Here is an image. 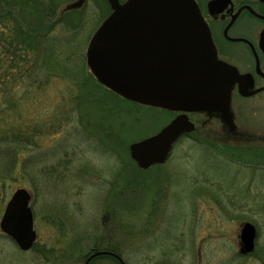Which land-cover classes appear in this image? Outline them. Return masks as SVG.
I'll return each instance as SVG.
<instances>
[{"label": "rangeland", "instance_id": "obj_1", "mask_svg": "<svg viewBox=\"0 0 264 264\" xmlns=\"http://www.w3.org/2000/svg\"><path fill=\"white\" fill-rule=\"evenodd\" d=\"M71 1L42 0L37 11L49 2L57 16ZM107 11L105 0H86L84 23L68 16L67 22L80 26L72 28L62 20L53 28L55 63L62 69L69 65L72 76L47 78L40 55L32 56L29 67L31 76L41 79L39 88L36 79L23 75L25 64L20 66L22 76L14 69L5 75V65L0 70V108L17 99L19 105L7 114L12 125L27 122L43 131L19 150L13 179L0 182V220L17 188L30 192L36 241L21 251L0 228V264H83V255L94 244L91 237L103 226H118L116 241L127 264H262L264 154L224 150L216 140L203 142L210 137L203 130L218 131L221 120L213 117L202 125V116L195 115L191 119L202 125L199 131L182 136L163 165L137 169L128 143L155 132L171 117L116 100L90 76L85 50ZM23 14L33 24L39 21L38 13ZM239 101L246 107L238 117L243 129L263 137L264 102ZM239 101L235 99L236 105ZM107 132L124 140V154L111 146ZM251 144L264 148V139ZM22 162L29 164L27 174ZM241 221L254 223L257 237L253 258L239 262ZM93 264L115 262L101 257Z\"/></svg>", "mask_w": 264, "mask_h": 264}, {"label": "water", "instance_id": "obj_2", "mask_svg": "<svg viewBox=\"0 0 264 264\" xmlns=\"http://www.w3.org/2000/svg\"><path fill=\"white\" fill-rule=\"evenodd\" d=\"M75 0L64 10L79 8ZM111 13L86 48V61L96 79L122 97L178 112L156 133L129 144V155L141 168L166 160L172 144L195 124L188 113L219 115L228 125L231 89L240 83L237 69L217 57L211 33L195 0H107ZM220 1V0H219ZM251 94V93H243ZM30 195L18 188L6 204L0 228L20 249L35 239ZM255 227L245 222L241 252L254 249ZM123 260L110 251H95Z\"/></svg>", "mask_w": 264, "mask_h": 264}, {"label": "trees", "instance_id": "obj_3", "mask_svg": "<svg viewBox=\"0 0 264 264\" xmlns=\"http://www.w3.org/2000/svg\"><path fill=\"white\" fill-rule=\"evenodd\" d=\"M41 1L42 0H0V70L2 66L5 65L3 68L5 75L8 70L10 72L11 69H14L17 75L22 76L20 66L25 64V72L23 75L31 79H36L34 81L36 88L40 87L41 79L38 78L37 75L34 77L31 76L32 72L30 73V71L33 69L30 70L29 67L30 63L34 60L32 59L33 55L37 57L40 55L41 68L45 71L43 75H46L47 78L54 75L72 76L74 74L69 65L65 66L63 69L58 68L56 65L57 39L54 37L52 38L51 33L57 23H60L62 20L64 22L70 20L68 16H71L72 19L78 16L79 19H82V23H84L82 17L83 9L80 11L74 10L67 12L63 17L54 19L55 8L52 3L47 2L46 5L42 4L43 7L37 11ZM23 11L29 12L33 16H36L38 13L39 21L33 24L31 20L29 21V15H24ZM67 23L72 28H77L78 25L80 26V23L77 25L69 22ZM20 61H22L21 65L18 64ZM15 81L17 82V80ZM31 84H33V80L30 85ZM96 84L98 87H101L98 83ZM15 86L16 84L14 80H12L10 89H14ZM111 95L116 100L120 99L115 94L111 93ZM19 99H21V97H19ZM123 101L125 102V100ZM8 103L9 104L5 107L0 108V182L2 185L6 180H12L14 177L13 171L16 167L19 150L25 147V143L33 139L34 136L37 137L38 132H43L41 127L37 125L34 127L25 125L27 122L23 123L24 125H12L7 114H10L11 108H14L15 105L18 106L20 102H18L17 99L10 98ZM132 105L135 106V104ZM105 137L112 143L111 146H115V149L119 150L118 153L124 154L125 144L120 136L107 132ZM18 142L23 145L18 146L19 144H16ZM255 153L264 154V149L253 148V154ZM22 165V170L27 174L29 172V164L22 162ZM108 224L109 223H107V225ZM117 233L118 226H103L102 232L97 233L95 237H91L94 240V244L87 249L84 255L97 249H107L121 255L119 249L120 244L116 241ZM113 239H115V241H113ZM101 257H110L115 264H119L115 258L107 255L97 256L93 258L92 261Z\"/></svg>", "mask_w": 264, "mask_h": 264}, {"label": "flooded vegetation", "instance_id": "obj_4", "mask_svg": "<svg viewBox=\"0 0 264 264\" xmlns=\"http://www.w3.org/2000/svg\"><path fill=\"white\" fill-rule=\"evenodd\" d=\"M196 1L209 26L218 57L234 66L242 77L240 83L233 85L232 97L250 96L248 99L256 97L264 102V0ZM252 91V95H242ZM239 246L236 253L239 262L253 258L254 252L243 254ZM261 263L264 264V259Z\"/></svg>", "mask_w": 264, "mask_h": 264}]
</instances>
